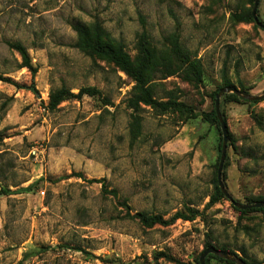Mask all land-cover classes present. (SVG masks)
<instances>
[{
  "label": "rangeland",
  "instance_id": "374dc122",
  "mask_svg": "<svg viewBox=\"0 0 264 264\" xmlns=\"http://www.w3.org/2000/svg\"><path fill=\"white\" fill-rule=\"evenodd\" d=\"M252 8L251 0H0V76L32 81L9 43L22 44L38 68L37 94L0 81V190L12 191L0 196V264H18L25 254L32 255L23 264H197L207 242L264 264V211L240 215L229 199L208 206L221 129L141 105L134 139L135 83L74 46V26L98 20L131 57L145 30L157 54L177 62V36L182 51L201 62L202 82L157 73L154 97L209 113L225 77L244 93L264 94V30L244 20ZM258 17L264 24V0ZM63 87L73 94L94 87L100 95L50 111L51 93ZM220 109L230 133L224 186L238 203L263 199L264 99L221 97ZM102 178L118 198L89 182ZM188 209L200 212L196 220L169 226L146 228L134 218L169 219Z\"/></svg>",
  "mask_w": 264,
  "mask_h": 264
},
{
  "label": "trees",
  "instance_id": "16d2710c",
  "mask_svg": "<svg viewBox=\"0 0 264 264\" xmlns=\"http://www.w3.org/2000/svg\"><path fill=\"white\" fill-rule=\"evenodd\" d=\"M254 2L255 0H251L253 7H254ZM252 10H250L247 14H244L246 15V18H244V20L254 23L257 26L252 15ZM257 14H258V10H257ZM74 30L77 35V41L74 44V46L77 49H79L82 53L86 54L87 56H90L92 58H97L100 60H105L113 64L116 68L121 70L135 83V86L133 88L134 91L133 97L129 102L130 108H132L134 110V113H136V115L133 118L134 119L133 123L131 125L134 139H136L137 135L139 134V129L141 126V118L138 115L139 111H141V107H140L141 105L151 107L152 109L162 114L175 113L185 118V120H195L198 119L199 117H203L205 121L215 124L218 126V128L221 129V125L215 110V99L220 90L227 87H233V85L230 83L229 80L226 79V77L223 85L221 87H218L211 95L212 101L214 102V108L209 113L198 114L194 109V107H192L191 105L185 102L179 101L178 99L175 98H170L168 101H158L154 97L152 83L157 73H163L166 78L178 72H182L184 74V79L186 81L193 84H200L202 82L204 70H203V66L201 65V62L195 58H191L189 54H186L182 51L177 36L173 37V39L171 40V43L173 45V53L177 57V62H174L171 59L165 58V56H159L157 54L156 50L149 44L145 30L143 31L139 42V53L135 57L130 56V54L126 51L125 46L122 42H114L109 37L108 33L106 32V30L103 28L102 24L98 20H96L95 22L89 25L78 23L74 26ZM9 47L18 52V54L22 59V64L20 67L26 68L31 72L32 81L29 86L20 85L12 81L10 78H2V76H0V81L12 84L19 89L30 90L34 94H37L38 90L36 89L34 79L38 72V68L33 65L27 49L20 43H9ZM97 95H100V91L94 87L82 88L80 89L78 94H73L70 90L63 87L62 89L51 93L50 102L47 106V109H49L50 111H54L58 108V106L62 102L72 98L80 99L84 96L95 97ZM222 97L225 98V100H229L233 102H244V103L259 102V101L245 100L233 93L224 94ZM224 121L226 123L225 119ZM227 133H228V137H230L228 126H227ZM222 142H223V137H221L219 144V156H218V163L216 166L217 171L221 157ZM72 176H76L79 178L84 177L83 174L81 173H74L72 174ZM63 179L65 178H59L58 181H61ZM89 182L100 183L102 185V193L104 195H110L114 198H118V191L116 189H109L105 178L92 179ZM37 184L38 182H35L34 184L26 188H21L18 191V193L31 191L36 187ZM10 194H12V191L9 189L0 190V196H4V195L8 196ZM222 199H228V198L222 192L217 177V181L215 184V191L211 195V200L208 206L209 207L213 206L216 203L220 202ZM258 203H264V198L251 199L247 204L252 205ZM234 208L239 212L240 215L264 211V206L255 207L248 210H240L235 206ZM199 215L200 212L198 210L188 209L186 212H176L169 219H165L161 215L146 214L144 212L143 213L137 212L134 215V218L138 219L144 227L153 228L156 225L169 226L178 220L194 221L197 219ZM210 247H214V246H212L210 242H207L205 250H207ZM220 250L226 251L235 257H239L238 254H236L232 250L226 249L225 247H222V249ZM31 255L32 254H25L24 258L18 264H23L25 260L28 259ZM212 259H216L219 262H223L225 264H236L232 261L221 259L213 254H210L206 257V261H205L206 264H210V261ZM245 262L247 264H255L247 261ZM197 264H201L200 258Z\"/></svg>",
  "mask_w": 264,
  "mask_h": 264
},
{
  "label": "water",
  "instance_id": "95a60500",
  "mask_svg": "<svg viewBox=\"0 0 264 264\" xmlns=\"http://www.w3.org/2000/svg\"><path fill=\"white\" fill-rule=\"evenodd\" d=\"M260 1L261 0H255L254 7L252 10V15H253V18H254L257 26L264 30V24L259 20L258 14H257V10H258ZM230 93L236 94L237 96H239L245 100H248V101H261L264 99V94L261 96H251L247 93H244V92L238 90L235 87H227V88H224L218 92L216 99H215V110H216L217 117H218V120H219L220 125H221V131H222V137H223L222 148H221V157H220V162H219L218 171H217L219 186H220L222 192L225 194V196L234 204L235 207L239 208L240 210H248V209H252L255 207H263L264 203L248 205V204H241V203L236 202L230 196V194L227 192V190L224 186L223 180H222L223 168H224L225 160L227 157L228 133H227V125L223 119L221 109H220V99L224 94H230ZM210 254H213V255H215L221 259H224V260L232 261L236 264H247L243 258L235 257V256L229 254L228 252L220 250L216 247H210L203 252V254L200 257L201 264H206V262H205L206 257Z\"/></svg>",
  "mask_w": 264,
  "mask_h": 264
}]
</instances>
